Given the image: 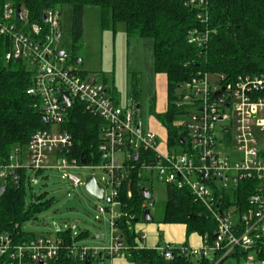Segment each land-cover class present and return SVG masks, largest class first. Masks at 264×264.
<instances>
[{
  "label": "built area",
  "instance_id": "1",
  "mask_svg": "<svg viewBox=\"0 0 264 264\" xmlns=\"http://www.w3.org/2000/svg\"><path fill=\"white\" fill-rule=\"evenodd\" d=\"M204 3L205 0L191 1L196 6ZM60 18V12L49 9L42 18L44 25L31 23L23 6L14 7L7 2L0 7V35L10 42L5 59L23 60L30 66L34 77L27 93L39 100L46 124L59 126L55 131L38 130L28 145L17 146L6 156L0 154V186L19 187L29 172L54 170L79 189L93 176L104 189L102 200L107 198L110 203V207L97 210L106 214L111 239L106 246L88 247L72 240L67 244L61 235L16 242L12 234L4 233L0 235L3 264H49L62 251L78 264H108L117 256L128 257L129 248L124 244L120 226L124 217L120 192L126 183L128 194L132 195L134 172L140 179V192L149 190L144 184L151 178L146 174L156 173L168 187L188 191L216 223L214 237L204 234L200 247L165 243L155 248L165 261L182 258L192 264H224L227 260L233 264H264V141L255 133L258 131L264 138V78L240 75L230 81L225 75L206 73L184 84L175 105L190 118L185 125L188 132L182 146L171 149L166 144L162 151L155 132L142 134L138 103L129 98L125 107L120 106L103 86L94 79L87 80L79 65L58 47L62 36ZM205 41L196 31L189 39L190 44L197 46ZM60 90L70 95L71 107L81 104L103 121L99 163L87 162L83 166V158L78 160L71 155L73 136L62 127L71 107H67ZM82 168L101 170L106 177L99 179L92 174L84 180L73 172ZM247 181L254 182L247 207L243 209L235 200L228 204L226 200L235 195L239 183ZM151 199L152 194L150 199H144L145 209ZM61 231L59 228L57 232ZM146 238L144 233L140 240ZM136 248H140L138 244Z\"/></svg>",
  "mask_w": 264,
  "mask_h": 264
},
{
  "label": "trees",
  "instance_id": "2",
  "mask_svg": "<svg viewBox=\"0 0 264 264\" xmlns=\"http://www.w3.org/2000/svg\"><path fill=\"white\" fill-rule=\"evenodd\" d=\"M192 0H0V7L7 2L12 6H23L29 13L31 23H43V15L49 9L71 11V33L77 43L83 37L84 9L98 6L102 9L103 23L114 26L123 24L128 38H150L154 42V69L164 74L168 82V111L158 114L152 107V114L167 129L168 145L171 149L182 146L187 128L175 126L178 115L184 110L176 107L175 92L184 84L206 73L222 74L233 81L240 75L264 78V0H205L202 6L191 4ZM61 14V13H60ZM206 38L204 45L189 43L192 33ZM10 42L0 35V154L3 156L17 146L28 145L31 136L46 129L39 100L28 95L33 85L34 73L23 60L6 61ZM76 63L77 58H73ZM84 75V72H83ZM85 76V75H84ZM116 96L114 88L110 89ZM114 95V96H113ZM264 96V92H262ZM131 98L138 103L140 98L139 75H132ZM115 100V99H114ZM63 129L73 136L71 155L76 159L86 158L88 164L99 163L98 153L103 121L88 113L81 104L70 109ZM132 195L128 185L121 188L120 202L124 217L120 221L122 232L128 240L129 260L136 264H192L182 258L165 261L152 249L136 248L135 220H141L145 200L141 197L137 172L132 175ZM164 223L184 224L187 233H208L213 238L216 223L207 216L204 208L194 202L186 190L170 187ZM254 189V182H240L230 200L247 207V201ZM31 202L27 205L23 181L20 186L9 185L0 198V235L10 233L16 242L34 240L37 235L22 230L26 221L46 205ZM191 217V218H190ZM134 218V219H133ZM132 222V225H128ZM64 235L67 244L69 235ZM62 236V234H60ZM84 238V234L80 235ZM0 264L3 261L0 260ZM49 264H78L66 251ZM208 264V263H203Z\"/></svg>",
  "mask_w": 264,
  "mask_h": 264
},
{
  "label": "rangeland",
  "instance_id": "3",
  "mask_svg": "<svg viewBox=\"0 0 264 264\" xmlns=\"http://www.w3.org/2000/svg\"><path fill=\"white\" fill-rule=\"evenodd\" d=\"M58 12L61 13L60 25L62 28L58 47L65 50L72 59L81 58L83 60L79 67L84 71L87 80L94 78L98 85H103L108 90L115 87L116 96L113 95L114 99L125 107L131 98L132 75H139L140 98L138 105L140 109L137 112V119L141 123V132L143 135L153 131L159 132L160 148L164 151L166 149V131L162 123L152 114L151 109L154 106L155 112L158 114H165L168 111L167 80L164 75L155 72L153 40L150 38H128L123 24L114 26L108 21L103 23L102 9L98 6H87L84 9L83 37L76 43L71 33L70 8L65 7ZM42 24L44 25V23ZM108 92L112 96L111 91ZM180 95L181 90L175 92L177 98ZM189 120L187 114L178 115L174 124L183 128ZM58 128V125L46 127L51 131ZM255 133L260 141H264L258 131ZM218 134L220 136L221 131ZM14 149L15 147L12 150ZM178 152H180L179 149ZM73 172L84 180L92 174H96L99 179L106 177L101 170L88 168ZM146 176L151 178L144 185L152 193L148 209L153 221L145 222L141 218L134 224L135 241L138 244H149V239L146 238L147 240L142 241L140 237L144 233H147V237H151L150 227L154 226L153 231L161 236L159 246H163L165 244L164 231L159 228L165 224L163 219L169 199V188L165 181H160L157 178L156 173L153 175L149 173ZM23 188L27 205L34 201L37 202L36 204L47 206L44 209L41 208L34 218L23 223V231L48 237L62 234L64 238L67 231L77 224V227L72 229L69 235L70 240L76 241L80 235L84 234V238L80 239V244L84 246L101 247L110 243V224L105 219L106 214H101L97 210V207H110L107 198L97 199L85 189V185L79 189L74 188L70 181L62 179L61 174L54 170L41 171L37 174L29 172L23 180ZM109 193L110 191L107 197H109ZM56 227L62 229L61 233L56 232ZM116 259L121 261L126 259V256L124 254ZM233 263L234 261L227 260L224 264ZM108 264H111V261Z\"/></svg>",
  "mask_w": 264,
  "mask_h": 264
},
{
  "label": "crops",
  "instance_id": "4",
  "mask_svg": "<svg viewBox=\"0 0 264 264\" xmlns=\"http://www.w3.org/2000/svg\"><path fill=\"white\" fill-rule=\"evenodd\" d=\"M77 59H79V58H77ZM82 63H83V60H82L81 64ZM159 75H164V74H159ZM164 76L166 77V75H164ZM166 80H167V77H166ZM94 81H95V79H94ZM101 86H103V85H101ZM113 88H115V87H113ZM113 88H110V89H113ZM106 90L108 91V89H106ZM167 98H168V82H167ZM117 103L120 106H122L119 102H117ZM139 109H140V107H139ZM165 131H166V135H167L166 136V144H168V133H167V129L166 128H165ZM153 132H155L159 136V141H160L159 132H157V131H153ZM150 193H151V191H150ZM150 228H151L150 231H151V235L152 236L150 235L151 237H147V239L150 240L149 244L148 243H147V245L138 244V242L136 241V244H138V246L140 248H142V249L145 248V249L154 250L155 248H157L160 245L159 241H160V237L161 236L157 235V232L155 233L153 231L154 226L150 227ZM72 229H74V228H72ZM159 229L160 230L163 229L161 231H164L163 239H164L165 243H169V244H172V245H181L182 244V245H188V246H193V247H200L203 244V238H202L203 235L201 236L198 233L188 234L187 233V227L184 224L165 223L164 225H161ZM98 237H100V235H98ZM80 239L79 238L76 239L75 242L80 243V241H81ZM147 239H145V240H147ZM124 244H125V246H128V240L126 239V237L124 238ZM111 264H135V263H131L126 257V259H122L121 261H118L117 259H114V260L111 261Z\"/></svg>",
  "mask_w": 264,
  "mask_h": 264
},
{
  "label": "water",
  "instance_id": "5",
  "mask_svg": "<svg viewBox=\"0 0 264 264\" xmlns=\"http://www.w3.org/2000/svg\"><path fill=\"white\" fill-rule=\"evenodd\" d=\"M18 10H20V9L18 8ZM44 21H47V19L44 18ZM60 36H61V34L58 33V34H57V38H60ZM63 52H64V51H62L61 54H63ZM81 62H82V59H81V58L77 59V61H76V63H77L78 65H80ZM60 94H61L62 98L65 100V102H66V104H67V107H68V108L71 107L72 102H71V97H70V95H69L67 92L63 91V90H60ZM138 109H139V106H138ZM46 122H47L46 119L43 117V123L46 124ZM183 142H184V141H182V143H183ZM137 157H138V154L136 155V158H137ZM81 162H82V165H83V166H86V165H87V160H86V158H83ZM85 189H86L91 195L95 196L97 199H101V200L103 199V196H104V189H103L102 187H100V186L97 184V181H96V179H95L93 176L89 177V178L86 180V183H85ZM5 191H6L5 186H0V198L4 195ZM141 197H142L143 199H146V200L150 199V198H151V193H150V191L147 190V189H145V188L142 189V191H141ZM190 218H191V217H190ZM143 220H144L145 222H151V221H153V217L151 216V213H150V210H149V209H147V210L144 212ZM135 222L137 223V222H139V220L137 219V220H135ZM73 228H74V229L76 228V224H75V226H74ZM57 231H59V228H58V227H56V232H57ZM120 245H122V243H120ZM117 258H118V256H117ZM39 264H46V263L41 262V263H39ZM87 264H90V261H88Z\"/></svg>",
  "mask_w": 264,
  "mask_h": 264
}]
</instances>
